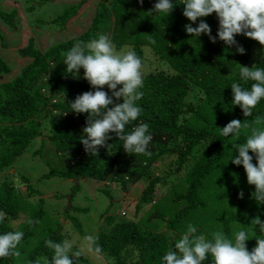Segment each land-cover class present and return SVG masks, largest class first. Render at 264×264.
Returning a JSON list of instances; mask_svg holds the SVG:
<instances>
[{
    "label": "trees",
    "instance_id": "16d2710c",
    "mask_svg": "<svg viewBox=\"0 0 264 264\" xmlns=\"http://www.w3.org/2000/svg\"><path fill=\"white\" fill-rule=\"evenodd\" d=\"M50 1L41 0L36 4L30 0L24 9L32 13L34 8H42ZM67 1L71 3L60 12L49 16L47 20L35 19L34 24L52 31L65 29L68 22L77 15L84 0ZM156 2L158 0H143V4L139 0H98L89 27L79 35L54 42L45 50L36 47L34 38L29 37L26 45L18 50L19 55L29 61L21 67L19 73L8 80L4 77L11 73V67L0 56V172L10 168L31 141L42 130H47L46 139L53 145L52 156L60 164L55 168L51 167L45 174L46 177L56 175L73 180L89 177L106 192L111 183L118 184L120 190L123 189L122 192L127 191L129 184H142L144 187L138 205L155 203L157 186L171 181V174H174V179L179 178L184 183V191L173 194L174 202L184 204L171 219H165L157 211L148 217L150 220L155 217L163 220L166 231L142 227L134 220H107L111 226L97 236V242L102 247L101 255L107 258L108 264H163L162 257L169 249V240L172 239L167 231H172L175 239H179L176 230L184 219L190 217V220L196 221L192 216L197 214L198 208L204 209L201 215L208 213V204L199 198V194L202 189L206 192L213 185L221 188L216 192L215 197L218 200L222 201L221 199L231 196L238 205L237 212L231 215L213 216L215 221L222 224L223 232L228 236L229 225L240 217L242 220L244 217L249 218L247 229L251 227L250 222L256 216L264 221V204L252 214L246 212L243 204L241 206L243 200L239 199V193L245 189L242 185L247 180V175L243 165L231 162L233 156L238 155L233 146L238 144L239 138L234 135H221L222 127L230 122L232 116L243 114L240 106L233 104L231 90L233 82L250 87L251 82L244 84L241 80L240 67L264 68V54L256 64L249 65L252 47L259 42L237 34L235 39L246 50L244 54L237 52L235 45L229 48L218 37L213 43L207 34L202 33L199 42H196L194 36L188 34L185 28L180 29L181 21L184 20V25L191 23L196 27L200 20H204L209 24L212 36H217L219 21L216 13L191 22L183 15L185 7L180 0L177 6L175 1L172 2L175 13L163 17L159 13L153 15L154 12L150 15L149 10ZM136 3H139L138 8L145 11L135 13ZM17 13L15 7L0 8V21L5 26L16 29ZM133 14L139 15V20L128 34L127 28L119 23L126 24L125 20ZM101 34L110 37L117 51L124 45H130V50L136 52L142 63L145 60L143 46L148 45L152 51L151 63L155 66L150 64L151 70L143 72L144 86L141 91L144 95L137 101L142 109L141 115L125 129L126 132H131L139 123L149 125V132L153 136L148 145L150 156L126 153L123 141L117 139L114 133L109 134L112 137L107 142L109 147H100L96 156L86 153L81 143L88 114L74 113L70 103L79 94L95 89L84 79L83 68L80 69L78 78L72 74L66 75L63 61L66 52L75 43L90 42ZM2 37L0 31V41ZM152 40L156 43L153 44ZM103 90L111 96V90ZM192 92L195 95L190 97ZM116 102H122V98ZM212 106L223 111L215 122L207 120ZM65 112L67 115H64ZM252 116L264 120V99L253 109ZM260 126L263 127L264 122ZM44 142L46 140H43V146ZM35 153L34 155H39L42 151L38 149ZM221 164L223 169L214 172L216 166ZM158 167L163 169L159 170ZM212 172L215 175L221 174L220 183L210 180ZM20 180L25 183L26 194L32 196L29 178L20 174ZM0 185L3 188L0 211L7 214L4 221L0 222V234L16 231V227L25 233L23 238H27L38 224L29 226L25 223L28 218L22 216L16 201H13L17 191L12 183L4 179ZM227 186L229 188L225 190ZM22 194L24 193L19 192V197ZM224 208L222 201L218 210L220 214L225 212ZM42 217L41 206L29 216L39 221ZM74 223L78 226V232L83 234L79 221L75 219ZM58 230L59 223L23 259L47 257L50 260L53 252L46 247L45 241L51 239L62 242L64 237L62 231ZM249 235L251 238L246 241V245L251 251L256 246V239L264 238V233L260 232L259 226H255ZM88 263L82 255L79 264ZM203 263L212 264L211 257ZM0 264H16L15 257L2 258Z\"/></svg>",
    "mask_w": 264,
    "mask_h": 264
},
{
    "label": "clouds",
    "instance_id": "9594fccd",
    "mask_svg": "<svg viewBox=\"0 0 264 264\" xmlns=\"http://www.w3.org/2000/svg\"><path fill=\"white\" fill-rule=\"evenodd\" d=\"M143 4V0H139ZM185 5L183 15L191 22L198 18L207 17L216 13L219 21L217 36H212L211 28L204 20L198 26L191 23L185 25V30L191 36L200 37L207 34L215 43L217 37L229 48L236 46V51L245 53L243 46L235 39L237 34L258 41L264 46V0H181ZM174 9L170 0H158L149 10L169 16ZM155 44L156 41L152 40ZM63 63L66 65L65 74L79 76L80 69H84L83 77L95 91H86L79 94L74 102L70 103L74 113H87L86 126L83 128V137L80 139L85 152L93 156L98 155L100 147H109L107 143L114 133L116 138L123 141L126 153L150 156L148 145L153 140L147 123L135 125L131 132H126V126L137 121L142 109L137 104L143 98L144 86L143 63L134 50L117 52L109 36L101 34L90 42L78 41L65 54ZM244 84L250 83L246 88L243 84L233 82V104L240 106L245 117L252 116L253 109L264 99V68L241 66L239 72ZM118 85L121 87L118 88ZM104 86L111 90V96L104 91ZM122 98V102L119 101ZM112 105V107H109ZM67 115V112L64 113ZM264 120L256 117L254 123L261 125ZM250 127L239 119L231 120L222 127L221 135L237 138L241 130ZM47 135V130L41 134ZM39 135V136H40ZM238 155L233 156L231 162L243 165L247 182L255 186L252 194L258 204H264V128L252 127L244 143L233 146ZM251 150L255 154L257 163L254 164ZM73 180L72 178H68ZM79 180V178L77 179ZM125 195V194H124ZM243 191L239 198H243ZM126 200V199H125ZM125 213V212H124ZM6 212L0 211V222L6 217ZM123 215V214H122ZM39 220L28 218L25 223L29 226L38 224ZM247 230H239L228 236L223 231H214L210 238L198 234V229L193 224H188L186 231L179 239L175 233H169V249L163 255V264H203L209 257L212 264H264V238L256 239V246L249 251L246 241L250 239L249 233L259 226L264 233V221L259 216L250 222ZM25 233L20 230L8 231L0 234V258L21 256L19 245ZM86 249L90 253L99 255L102 247L98 244V237L88 235L85 237ZM45 245L53 252L51 259L47 257L36 259L31 264H79L82 251H73V243L69 240L56 242L51 239Z\"/></svg>",
    "mask_w": 264,
    "mask_h": 264
},
{
    "label": "rangeland",
    "instance_id": "374dc122",
    "mask_svg": "<svg viewBox=\"0 0 264 264\" xmlns=\"http://www.w3.org/2000/svg\"><path fill=\"white\" fill-rule=\"evenodd\" d=\"M33 1L36 4L41 2V0ZM179 1L172 0L170 2H174L177 6ZM97 2L98 0H84L80 5L77 15L68 22L65 29L52 31L47 27L36 26L34 20L46 19L49 16L55 15L57 12H60L64 6L69 5L71 1L51 0L42 8L36 7L32 13H29L26 12L24 8L29 5L30 0H0L1 9L15 7L18 12L15 18L17 23L16 29L7 27L0 21V31L3 36L0 41V56H2L11 67V73L6 75L4 79L8 80L19 73L21 67L29 61V59L22 57L18 53V50L26 45L29 37L34 38L36 47L40 50H45L54 42L65 41L73 36L79 35L89 27ZM138 6L139 3H136L134 6L135 13L139 14L145 11L138 8ZM183 6L185 7V5ZM173 13H175V7L171 14ZM137 14H133L130 18H127L125 20L126 24L119 23V25L127 28L126 32L128 34L131 32V27L134 26V23L139 20V15ZM157 14V12H154L153 15ZM163 16H165V14H163L162 17ZM183 22L184 20L180 23V29L182 30L185 28ZM166 34L169 33L166 32ZM193 38L196 42H199L198 37L194 36ZM145 42L148 41L146 40ZM254 44L249 59V65L256 64L264 54V46H261L258 43ZM130 49V45H124L120 51H116L123 53ZM143 51L145 58V60H143V72H147L148 70H151L150 64H152L153 67L155 64L151 63L153 56L150 47L148 45L143 46ZM104 88L107 89V86H104ZM194 95L195 92H192L190 97ZM222 114L223 111L220 108L212 106L209 109L207 120L209 122H215ZM255 118L256 117L254 116L245 117L242 113L232 116L231 120L239 119L242 123L250 125L248 129L242 128L238 143H244L246 141L247 135L251 133L252 127H262L254 123ZM262 128H264V126ZM44 133L45 132L43 131L42 135L31 141L27 149L16 157L10 168L0 172V184L4 179H7L12 183L15 191H17L13 196V201H16L15 204L19 207L23 217L29 218L30 215L38 210L39 206L43 209L42 219L32 233L27 238H23L19 245L21 256L15 258L16 264H31L34 260L23 258L27 257L28 252L35 248L39 241L47 237L51 230L57 227L58 223V231H62L64 240L67 239L73 243V251L81 250L82 255L89 261L88 264H108V260L105 256L101 254L96 255L87 251L85 241L86 236L93 235L97 237L100 233L106 231V229L111 226V224L107 223L108 219L120 221L134 220L142 227H147L156 231H166L167 227L163 223V220L158 217L150 220L148 217H150L153 212L157 211L159 215L165 219H171L174 213L183 206L184 202L173 201V194L175 192L180 193L184 191V183L179 178L174 179V174L169 175L171 181L167 182V184L157 186V198L155 199V203H140L139 205L138 201L140 193L144 187L142 184H136V186L129 184L126 187L127 191L122 192L123 189L120 190L118 184L111 183L106 192L100 184H97L89 177L77 180V184L75 183V179L71 180L56 175L46 177L45 174L50 171L51 167L55 168L60 163L56 158L54 160V157L52 156L53 145L50 141H47ZM42 139L46 140L44 146L42 144ZM38 149H40L42 153L34 155L35 151ZM249 154L253 156L252 162L256 164L257 161L255 154L252 153L251 150L249 151ZM158 169L162 170L163 167H158ZM219 169H223L222 164L216 166L214 172ZM214 172H212V174ZM20 174L26 175L29 178V183L33 190L32 196L26 194L25 183L20 180ZM210 180L218 184L221 182L222 176L220 173L216 175L213 174ZM242 187H245V189L243 190L244 195L241 206L244 205L246 212L252 214L259 210L258 208L262 207V204H258L252 195L255 191L254 185H250L247 180H245ZM228 188L229 187L227 186L225 190ZM2 189L3 188L0 185V196L3 194ZM220 190L221 188L217 185L208 187L206 192L205 189H202L199 198H202L208 204V213L201 215L204 209L198 208L197 214L192 216L196 221L190 220V217L184 219L183 223L176 230V234L179 237H181L184 231H186L188 224L195 225L198 229V234L205 235L207 238H210V234L214 231H223L222 224L215 221L213 216L218 215L226 217L231 215L237 212L238 205L233 201L231 196L223 198L221 200L224 203L225 208L223 211L225 212L220 214L218 210L221 208L222 201L215 197L216 192ZM19 192L24 194L19 197ZM70 195L71 198L69 203L67 197ZM239 199L241 200V198ZM66 211H69V213ZM122 211L125 212L124 215L121 214ZM75 219L81 224L83 234L78 232V226L74 223ZM241 220L242 218L240 217L229 225L230 237L236 231L247 229L249 218L244 217V219ZM15 229L20 230L16 227ZM167 232L172 233L170 230ZM1 259L2 258H0V260Z\"/></svg>",
    "mask_w": 264,
    "mask_h": 264
},
{
    "label": "water",
    "instance_id": "95a60500",
    "mask_svg": "<svg viewBox=\"0 0 264 264\" xmlns=\"http://www.w3.org/2000/svg\"><path fill=\"white\" fill-rule=\"evenodd\" d=\"M172 1V0H170ZM75 183L77 184V179H75ZM70 198H71V195L67 197V201L70 203Z\"/></svg>",
    "mask_w": 264,
    "mask_h": 264
},
{
    "label": "built area",
    "instance_id": "2783aa9c",
    "mask_svg": "<svg viewBox=\"0 0 264 264\" xmlns=\"http://www.w3.org/2000/svg\"><path fill=\"white\" fill-rule=\"evenodd\" d=\"M121 214H123V215H124V214H125V213H124V211H122V212H121Z\"/></svg>",
    "mask_w": 264,
    "mask_h": 264
}]
</instances>
